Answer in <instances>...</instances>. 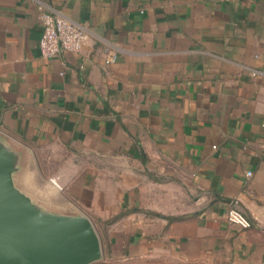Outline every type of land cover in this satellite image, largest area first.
<instances>
[{"label":"crops","instance_id":"0c3cea01","mask_svg":"<svg viewBox=\"0 0 264 264\" xmlns=\"http://www.w3.org/2000/svg\"><path fill=\"white\" fill-rule=\"evenodd\" d=\"M42 12L79 53L41 57ZM0 137L18 189L92 222L93 264H264V0H0ZM39 149L72 161L45 180Z\"/></svg>","mask_w":264,"mask_h":264},{"label":"water","instance_id":"95a60500","mask_svg":"<svg viewBox=\"0 0 264 264\" xmlns=\"http://www.w3.org/2000/svg\"><path fill=\"white\" fill-rule=\"evenodd\" d=\"M20 159L0 137V264L98 262L100 239L86 216L46 210L15 186Z\"/></svg>","mask_w":264,"mask_h":264},{"label":"built area","instance_id":"2783aa9c","mask_svg":"<svg viewBox=\"0 0 264 264\" xmlns=\"http://www.w3.org/2000/svg\"><path fill=\"white\" fill-rule=\"evenodd\" d=\"M39 21L42 26V34L39 39V49L42 58L50 59L56 55L68 52L77 54L81 51L83 44L88 38L87 30L67 18L42 12L39 14ZM112 56L109 62H113ZM252 172H246L247 178ZM228 224L235 225L242 230L252 227L250 220L237 209L235 202H230L224 214Z\"/></svg>","mask_w":264,"mask_h":264},{"label":"rangeland","instance_id":"374dc122","mask_svg":"<svg viewBox=\"0 0 264 264\" xmlns=\"http://www.w3.org/2000/svg\"><path fill=\"white\" fill-rule=\"evenodd\" d=\"M36 153H37L36 154V160L39 163V166L41 168L40 172L42 175L47 177L45 180L51 179V177H54L59 173V171L54 170V168L57 167L58 162H60V161L61 162H65V161L69 162L71 160L68 156H65L64 154H60L59 151L56 149L55 150L54 149H47V150L46 149L45 150L39 149V150H37ZM82 163H83V161L81 160V164H79V165L82 166ZM109 165L116 168V166L119 164L112 162ZM117 172H119V171L114 170V169L112 171H110L111 174H113V173L116 174ZM65 173H67V175L70 177L72 175H78L80 173V171H78L76 168L71 172H65ZM108 173L109 172H104V174H108ZM98 174H101V172H98ZM102 176H104V175L102 174ZM26 179L32 183L33 187H36L35 179H31V178L30 179L26 178ZM19 180H20V174H18L16 176L17 183L20 182ZM37 187H38L37 189H39L41 192L42 191L41 187H39V186H37ZM91 205H92V207H91ZM82 206L87 208V204L83 203ZM88 210L92 216H94V214H96V215L98 213L100 214L99 204H96V203L90 204V206H88Z\"/></svg>","mask_w":264,"mask_h":264}]
</instances>
